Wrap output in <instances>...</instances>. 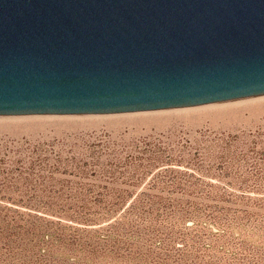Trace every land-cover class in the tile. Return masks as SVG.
Wrapping results in <instances>:
<instances>
[{"label":"rangeland","instance_id":"rangeland-1","mask_svg":"<svg viewBox=\"0 0 264 264\" xmlns=\"http://www.w3.org/2000/svg\"><path fill=\"white\" fill-rule=\"evenodd\" d=\"M0 264H264V95L0 115Z\"/></svg>","mask_w":264,"mask_h":264},{"label":"water","instance_id":"water-1","mask_svg":"<svg viewBox=\"0 0 264 264\" xmlns=\"http://www.w3.org/2000/svg\"><path fill=\"white\" fill-rule=\"evenodd\" d=\"M264 95V0H0V115Z\"/></svg>","mask_w":264,"mask_h":264},{"label":"bare ground","instance_id":"bare-ground-1","mask_svg":"<svg viewBox=\"0 0 264 264\" xmlns=\"http://www.w3.org/2000/svg\"><path fill=\"white\" fill-rule=\"evenodd\" d=\"M259 97V96H258Z\"/></svg>","mask_w":264,"mask_h":264}]
</instances>
